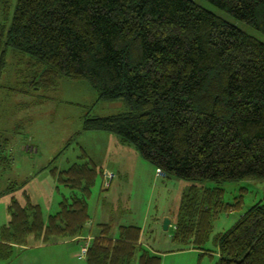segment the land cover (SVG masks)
Segmentation results:
<instances>
[{
    "label": "trees",
    "instance_id": "obj_1",
    "mask_svg": "<svg viewBox=\"0 0 264 264\" xmlns=\"http://www.w3.org/2000/svg\"><path fill=\"white\" fill-rule=\"evenodd\" d=\"M208 1L264 35V0ZM2 14L0 79L12 48L42 67L36 81L45 88L88 81L99 101L123 102L122 112L86 118L84 130L117 135L166 177L264 180L263 41L193 0H17L12 18L2 0ZM53 173L70 191L58 211L46 220L39 205L14 200L3 241L83 236L103 171L90 160ZM202 192L193 184L177 215L173 238L186 248L202 247L214 219L234 208L221 201L222 187ZM98 226L87 264L162 263L139 245L140 226H121L116 238L110 223ZM217 243V264H264V204Z\"/></svg>",
    "mask_w": 264,
    "mask_h": 264
},
{
    "label": "rangeland",
    "instance_id": "obj_2",
    "mask_svg": "<svg viewBox=\"0 0 264 264\" xmlns=\"http://www.w3.org/2000/svg\"><path fill=\"white\" fill-rule=\"evenodd\" d=\"M6 1L12 18L17 0ZM193 1L264 42L263 34L208 0ZM11 18L7 22L8 26ZM0 22L5 23L2 0ZM37 67L29 55L8 49L5 73L0 82L3 86L0 87V128L1 134L9 139V149L0 152V164L3 154L14 159L15 163L12 168L2 164L1 181L34 171L31 189L39 187L41 191V185H44L43 193L46 196L36 192L35 198L42 204L46 219L58 210L62 194L67 195L69 189L49 172L40 174L35 166L56 158L52 168L64 171L74 164L92 160L99 170H104L103 174L98 175L88 199L89 224L93 236L99 234V224L110 223L113 236L117 235L121 225H137L145 231L144 237L151 249L168 253V256H162L161 264H217L220 256L217 237L232 228L252 206L264 204V180L218 183L193 182L173 176L157 177L156 167L144 160L135 147L121 144L117 135L84 130L86 118L107 117L122 112L125 110L123 102L99 101L97 92L88 81L62 78L55 86L45 88L41 85L42 81H36V76L42 71V67ZM30 140L33 144L41 143L40 153L23 152L24 144ZM83 155L86 156L82 158ZM104 173L115 175L109 188L105 186ZM193 184L203 189V192L208 188L222 187L224 193L221 201L224 204L231 203L234 208L223 211L214 219L210 237L202 247L190 252L174 253L173 250H180L184 245L173 238L174 224L165 231L161 219L172 213L177 220L183 195ZM49 193L58 200L51 209L48 207ZM4 201L10 202L9 198ZM5 203L0 201V227L10 219ZM29 239L27 249L0 244V264H87L86 259L79 260V244L71 243L70 239L52 238L49 242Z\"/></svg>",
    "mask_w": 264,
    "mask_h": 264
},
{
    "label": "crops",
    "instance_id": "obj_3",
    "mask_svg": "<svg viewBox=\"0 0 264 264\" xmlns=\"http://www.w3.org/2000/svg\"><path fill=\"white\" fill-rule=\"evenodd\" d=\"M4 73H5V70H4V72H3L2 76H1V79L3 78ZM1 79H0V82H1ZM0 87L3 88V86H1V85H0ZM1 133H2V130L0 128V152L4 153L5 151H7L9 149V139L6 138V136L4 134L2 135ZM36 143L37 144L39 143V144L38 145L37 144H33L31 140L29 142H26L24 144V146H23V152L25 154L40 153L42 145H41L40 142H36ZM1 158L2 159H1L0 168H1L3 163L5 164V167H8V168H10V167L12 168L13 167V165L15 163L14 159H12L10 157L7 158V157L4 156V154L1 156ZM55 161H56V158H54L52 160H48V162H46V161L45 162H40L39 166L38 165L35 166V169H39V172H41L40 174H43L45 172H49L51 174V176H54V179L56 180L57 177L53 173L54 169L56 170L57 173L61 172V171L57 167L52 168V165L54 164ZM32 173H34V171ZM32 173H29L28 175L24 174L23 176L17 175V176H12L10 178L7 177V179L4 180V181H1V179H0V201H3L5 203L6 201H4V200L6 198H9V201H10L9 204L7 202L5 203L6 205H8L7 206V211H8V214L10 216V219L8 220V222L4 223L0 227V244L4 245L6 247L17 246V247H21L23 249H27V247H28L27 245L29 244V240H30L29 238L30 237L33 238V239H36V241H40V242L42 241L43 242L42 238L39 239V238H37L34 235H30L28 238H26V240H25V242L23 244H14V243L5 242V241L2 240L3 238H1V234H2L3 229L8 227L9 223L11 221L10 206H11V203H13L14 200L19 202V204L21 206H23V207L27 206L29 203H32L34 205H39L41 207L42 211H43L42 204L35 198V196L37 197V193L36 192H39L42 195V193L45 192V191H43L45 188H44V185H41V187H42L41 191H40L39 187L35 188L34 190L31 189V186L33 185V183H32L33 180L31 179ZM157 177H160V176H157ZM37 184H39V183H37ZM69 193H70V191H69ZM44 195L46 196V194H44ZM47 198L50 200L48 207H50V209H51L52 206L54 207L56 205L58 200L56 201V197L54 196V194L51 195V193H49V195H47ZM62 198H63V194H62ZM61 200L58 202V208H59V203L61 202ZM43 213H44V211H43ZM50 215L51 214H49L47 216L46 220L48 219V217ZM166 217L171 219V226H172V224H174V229H175V223H176L175 217L176 216L175 217L172 216V213L171 214H166V215H164L162 217L161 221H163V219L166 218ZM103 224H105V223H103ZM121 226H137V225H121ZM119 228H118V231H117V235L114 236L115 238L119 234ZM87 229H88V231L86 233H84L83 236H81L79 238H76V239H73V240H70V242L79 244L80 249H81V247L84 244V242H82V241H86L87 239H90L89 241L91 242V240H93L95 236H93V234L91 232V225L89 223L87 225L86 230ZM144 232L145 231L142 228V234H141V238H140V241H139V245L149 249L153 254L160 255L161 257L162 256L165 257V255L168 256L167 252L163 253L160 250L151 249L148 246V243H147V241H146V239L144 237ZM99 233H100V230H99ZM38 246H40V245H38ZM193 249H195V248L194 247H188V248L184 247V248H182L180 250H173V251H175L174 253H180V252H186V251L190 252ZM78 257H79V255H78ZM79 260H84V259H79ZM135 264H138V263L136 262Z\"/></svg>",
    "mask_w": 264,
    "mask_h": 264
},
{
    "label": "built area",
    "instance_id": "obj_4",
    "mask_svg": "<svg viewBox=\"0 0 264 264\" xmlns=\"http://www.w3.org/2000/svg\"><path fill=\"white\" fill-rule=\"evenodd\" d=\"M157 174L159 176H165V174L163 173V171L161 169H157ZM104 177H105V186L107 188H109L111 186L112 180L114 179L115 175L112 173H104ZM90 239H87L85 244L81 247V252L79 255V259H86L89 247L91 245V242L89 241ZM92 241V240H91Z\"/></svg>",
    "mask_w": 264,
    "mask_h": 264
},
{
    "label": "water",
    "instance_id": "obj_5",
    "mask_svg": "<svg viewBox=\"0 0 264 264\" xmlns=\"http://www.w3.org/2000/svg\"><path fill=\"white\" fill-rule=\"evenodd\" d=\"M170 226H171V219L168 218V217L164 218V220H163V229L165 231H168Z\"/></svg>",
    "mask_w": 264,
    "mask_h": 264
}]
</instances>
